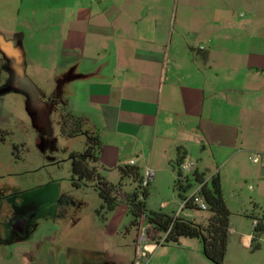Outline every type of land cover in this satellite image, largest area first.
I'll return each mask as SVG.
<instances>
[{"label": "crops", "instance_id": "crops-1", "mask_svg": "<svg viewBox=\"0 0 264 264\" xmlns=\"http://www.w3.org/2000/svg\"><path fill=\"white\" fill-rule=\"evenodd\" d=\"M50 1V16L32 11L5 41L19 42L29 82L54 83L63 72L57 90L97 132L95 166L105 181L102 172L120 180L117 167L132 161L154 186L164 180L173 200L160 208L174 205L173 216L189 219L173 188L178 159L220 185L228 173L263 174L264 0ZM251 236L240 237L243 247ZM194 240L172 243L175 264H205ZM164 246L142 245L147 264H167L150 258ZM111 252L103 251L106 264H126Z\"/></svg>", "mask_w": 264, "mask_h": 264}, {"label": "rangeland", "instance_id": "rangeland-1", "mask_svg": "<svg viewBox=\"0 0 264 264\" xmlns=\"http://www.w3.org/2000/svg\"><path fill=\"white\" fill-rule=\"evenodd\" d=\"M50 4V0H0V37L7 41L9 33L24 28L32 11L50 16ZM1 60L0 82L5 79L0 90L10 82L7 62L0 53ZM62 75L58 72L54 83L53 76L42 82H29L25 77L18 84L19 91L0 94V131L7 133L0 136L4 138H0V264H106L110 261L103 251L113 249L116 252L111 255L131 264L138 242L141 246L146 242L143 220L130 226L132 218L123 203L110 212L101 209L91 184L71 187L69 154L84 150V134L70 139L60 135L59 114L68 111L66 95L57 90ZM102 175L110 183L119 182L115 171ZM147 180V211L172 215L176 210L170 209L176 206L160 208L161 200H173L164 190V180L157 181L158 186L152 177ZM221 180L229 227L234 229L228 234L222 264H264V228L256 250L240 243L244 233H253V219L263 220L264 225V172L259 177L249 171L228 173ZM183 212L196 223L209 216L206 211ZM171 246L166 243L157 249L151 263L175 264Z\"/></svg>", "mask_w": 264, "mask_h": 264}, {"label": "trees", "instance_id": "trees-1", "mask_svg": "<svg viewBox=\"0 0 264 264\" xmlns=\"http://www.w3.org/2000/svg\"><path fill=\"white\" fill-rule=\"evenodd\" d=\"M59 132L63 138L67 139L80 132L84 134V150L69 154V180L72 188L79 189L91 184L102 202L101 209L107 212L113 211L120 203H123L132 218L130 226L134 227L139 219L143 220L144 237L147 242L157 243L163 236H165V244H177L182 238L197 239L201 243L202 253L208 261L212 264L223 263L228 246L230 212L223 199L218 176H212L205 181L203 174L196 172L183 174L178 167L180 159L175 164L176 178L173 188L179 199L185 198L187 192L194 185L205 181L199 190V196L206 206L205 211L209 217L202 223H196L185 217L167 215L161 211H147L145 204L147 183H144L138 167L129 165L117 167L120 176L117 184L105 181L99 174L95 164L100 150V142L97 132L88 120L76 117L69 111H62L59 114ZM6 134V132L0 131V136ZM0 138L1 141H4L3 137ZM126 179L135 184V187L129 192L123 190L122 182ZM185 209L201 211L194 207ZM253 220L256 221V224L253 225L249 244V249L252 251L258 248L257 242L264 228L263 220Z\"/></svg>", "mask_w": 264, "mask_h": 264}, {"label": "built area", "instance_id": "built-area-1", "mask_svg": "<svg viewBox=\"0 0 264 264\" xmlns=\"http://www.w3.org/2000/svg\"><path fill=\"white\" fill-rule=\"evenodd\" d=\"M257 156H258L257 153H252L250 155L249 159L252 161H255ZM129 165H133V162L130 161ZM178 167L183 174H189L192 170V165L187 163L186 160L184 159V157L180 158ZM150 177H151V173L147 172L144 183H146L148 181L147 179ZM204 183H205V181L194 185L189 190V192L187 193L185 198L180 199L178 212H182L186 207H194V208H197L201 211L206 210V206H205L202 198L199 196V190ZM255 224H256V221H253V225H255ZM141 238L143 239V237H140V239ZM164 239H165V236H163L161 238V240L159 242H157V244H154V247H157V246H160L161 244H163ZM142 258H143V260H142ZM148 260H149L148 257L143 252L141 244L139 245V242H138L137 247H136V252H135V259L133 260L132 264H147Z\"/></svg>", "mask_w": 264, "mask_h": 264}, {"label": "water", "instance_id": "water-1", "mask_svg": "<svg viewBox=\"0 0 264 264\" xmlns=\"http://www.w3.org/2000/svg\"><path fill=\"white\" fill-rule=\"evenodd\" d=\"M0 53L7 61L6 69L10 74L9 85L2 88L0 94L19 91L18 84L24 78L23 55L19 42L13 45L0 37Z\"/></svg>", "mask_w": 264, "mask_h": 264}]
</instances>
